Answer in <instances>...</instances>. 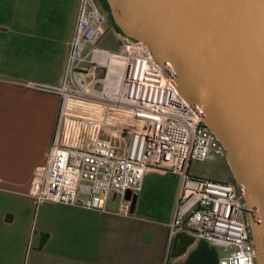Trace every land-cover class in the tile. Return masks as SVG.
<instances>
[{"label": "built area", "instance_id": "1", "mask_svg": "<svg viewBox=\"0 0 264 264\" xmlns=\"http://www.w3.org/2000/svg\"><path fill=\"white\" fill-rule=\"evenodd\" d=\"M106 16L96 0H80L46 161L33 170L34 202L103 208L131 216V196L148 170L180 176L171 232L186 230L229 252L218 264H257L247 206L233 182L193 177V160L225 156L200 109L174 83L148 46L118 33V48L97 46Z\"/></svg>", "mask_w": 264, "mask_h": 264}, {"label": "crops", "instance_id": "2", "mask_svg": "<svg viewBox=\"0 0 264 264\" xmlns=\"http://www.w3.org/2000/svg\"><path fill=\"white\" fill-rule=\"evenodd\" d=\"M79 2L0 0V264H218L227 250L171 232L180 178L170 171L145 172L129 217L115 214L118 195L103 208L28 195L51 143Z\"/></svg>", "mask_w": 264, "mask_h": 264}, {"label": "water", "instance_id": "3", "mask_svg": "<svg viewBox=\"0 0 264 264\" xmlns=\"http://www.w3.org/2000/svg\"><path fill=\"white\" fill-rule=\"evenodd\" d=\"M105 1L123 34L171 66L180 93L224 146L264 264V0Z\"/></svg>", "mask_w": 264, "mask_h": 264}, {"label": "rangeland", "instance_id": "4", "mask_svg": "<svg viewBox=\"0 0 264 264\" xmlns=\"http://www.w3.org/2000/svg\"><path fill=\"white\" fill-rule=\"evenodd\" d=\"M100 11L106 16L105 34L98 43L99 47L116 49L117 41L115 37L116 24L114 23L104 0H96ZM117 30V29H116ZM188 174L193 177L219 180L222 182L232 181V174L228 167L225 156H215L202 161L193 160L189 164ZM180 178V176H179ZM229 250L227 251V253Z\"/></svg>", "mask_w": 264, "mask_h": 264}, {"label": "trees", "instance_id": "5", "mask_svg": "<svg viewBox=\"0 0 264 264\" xmlns=\"http://www.w3.org/2000/svg\"><path fill=\"white\" fill-rule=\"evenodd\" d=\"M104 2H105V5H106V7H107V9H108V11H109V14H110V10H109L108 4H107V2H106L105 0H104ZM111 17H112V16H111ZM116 29H117V31L121 32L120 29L117 27V25H116ZM231 180H232V181H230V182L235 183L234 180H233V178H232Z\"/></svg>", "mask_w": 264, "mask_h": 264}]
</instances>
